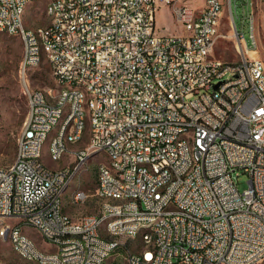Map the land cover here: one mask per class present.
I'll list each match as a JSON object with an SVG mask.
<instances>
[{"label": "built area", "instance_id": "1", "mask_svg": "<svg viewBox=\"0 0 264 264\" xmlns=\"http://www.w3.org/2000/svg\"><path fill=\"white\" fill-rule=\"evenodd\" d=\"M59 0L45 13L46 25L23 30V0H0L8 32L30 39L29 64H21L20 79L35 123L30 134L20 130V155L12 169H0V215L26 213L37 220L44 235L61 240V231L82 230V237L63 241L58 256L34 251L19 231L7 230L23 251L49 257L59 264H99L119 245V256L130 264H256L264 259V62L257 52L258 39L250 9L243 11L249 41L234 22L231 0V39L238 55L228 61L214 55L220 34L222 0ZM169 6L183 33L160 34L155 16ZM77 7V15H70ZM247 7V4H246ZM53 62L58 82L79 81L97 94L93 107L99 133L93 144L82 146L73 161H85L95 145L115 154V165L131 162L123 170L127 184L116 185L104 172L95 191L137 194L128 207L87 214L78 222L56 215V186L66 177L63 169L41 165L38 146L50 119L62 101L73 100L72 137L80 136L81 94L29 91L25 68ZM42 96H51L43 104ZM198 135L200 166L190 168L186 143L177 134ZM85 137V136H82ZM53 155H60L59 137ZM154 163L157 175L142 169ZM81 172V170H80ZM246 173L247 188L239 190L236 177ZM155 184L160 197L149 199ZM84 193H80L77 200ZM167 209H186V216L168 217ZM125 210L126 219L112 223L119 239L105 240L95 233L98 217ZM155 219L149 238H158L151 252L131 253L120 243L121 233L132 232L137 221ZM0 264H8L0 258ZM109 264V262H108Z\"/></svg>", "mask_w": 264, "mask_h": 264}, {"label": "bare ground", "instance_id": "2", "mask_svg": "<svg viewBox=\"0 0 264 264\" xmlns=\"http://www.w3.org/2000/svg\"><path fill=\"white\" fill-rule=\"evenodd\" d=\"M34 0H23V6H27L29 2ZM53 2H59V0H48L45 6V12L47 13ZM223 5V0H222ZM23 11V30H30L31 27L26 26L24 22V12ZM70 15H77V7H70ZM5 25V14H0V27ZM1 31H5L10 35H17L22 41V54L21 60L19 62V74H21V64H29V46L30 39L25 37L24 34L19 31L8 32V28H0ZM52 71V75L56 82V89L54 91H64L65 94H81V127L80 136L72 137L74 130V122H68L70 118L73 117V100L62 101L61 110L55 114V116L50 119L49 126L41 134V144L38 146V158L41 159V165L47 167L42 161V151L44 142L49 137V155L53 160H59L62 157H56L51 152L53 149V142L57 137H59V147L60 155L64 156L66 153H72L76 157V154L80 152L81 147L75 148L74 144L82 142L85 130L86 121L89 122V133L87 140L83 146H88L93 144V137L99 133V123L95 121V113L93 107H98L97 94H91V88L87 85H80L79 81L71 82H58L54 74V64L53 62H48ZM37 66H29L25 68L26 81H29V76L34 71ZM29 91H37L39 94H48V90H42L39 88H34L29 84ZM43 104H51V96H42ZM35 123V114H30V108H28L26 119L23 123L21 130L23 134H30L32 126ZM56 126V129L52 135L50 132ZM175 143H186V158L190 162V168H197L200 166V158L197 155L198 151V135L195 132H188V134H177L175 136ZM103 151L107 155V161L99 163L97 165V176H96V189L97 185H102L104 181V172L107 175H111V180L115 181L116 185L127 184V176L123 173V170H131V162H123L122 165H115V154L107 149L105 145H95L91 147L89 153L86 154L85 161H74L72 166H67L66 177H63L61 181L56 186L55 199H56V215L63 218L64 222H78L82 219H86L87 215H82L79 219H74L68 213L64 212L63 194L68 186L69 181L72 176L79 172L84 166L87 158L97 152ZM20 155V145H16V154L14 160ZM59 168V169H63ZM0 169H12V162L5 166H0ZM142 169L148 172L149 175H157V167L154 163L142 162ZM49 171H56V169H50ZM160 192H162V184H155V190L149 192V199H156L160 197ZM80 193H84L77 200ZM96 195L101 199V203L98 208L97 213H103V211L112 209H122L128 207V204H132V201H137V194H130V197H126L123 193H114L113 190H101L95 191ZM87 198V191L84 189H79L72 194V202H83ZM168 217H181L186 216V209H167ZM12 219L14 223H9L7 220ZM126 219V211L118 210L113 211L108 214H103L98 217L97 225L95 226V233L102 234L105 240H116L119 239V232L111 227L112 223H117L121 220ZM24 225L32 226L39 231L44 240L51 242L55 247L53 251H44L39 249L34 241L28 237L24 232L22 227ZM156 227L155 219H146L143 221H137L135 229L132 232L121 233L120 243H127L128 250L131 253L139 252H151V249L158 246V238L146 237V234H153V228ZM11 228L12 231H19L21 237L34 247V251H43L45 255L58 256L59 250L63 249V241H68L71 238L82 237V230H70L61 231V240H56L49 238L44 235V231L37 224V220L32 218H26V213H14V214H1L0 215V237L5 240H9L11 247L15 250L25 261L29 263L38 264H59L49 257H38L36 255L28 254V252L23 251L22 245H16V239L12 235H8L7 230ZM134 247H137L134 249ZM119 245H111L109 249V255L99 258V264H130V259L127 256H119ZM8 264H16L14 262L8 261ZM143 264H152V259H144Z\"/></svg>", "mask_w": 264, "mask_h": 264}, {"label": "rangeland", "instance_id": "3", "mask_svg": "<svg viewBox=\"0 0 264 264\" xmlns=\"http://www.w3.org/2000/svg\"><path fill=\"white\" fill-rule=\"evenodd\" d=\"M48 0H34L29 2L24 12L25 24L28 27L46 25L48 18L45 15V6ZM203 0H189L190 5H201ZM254 18V32L258 39V49L254 55L264 62V0H231L234 22L237 28L244 31L245 38L249 41V27L247 20L242 27L243 11L250 9ZM230 0H223V13L220 23V36L218 37L214 55L228 61H235L238 55L235 51L232 39V27L229 23ZM247 4V7H246ZM156 31L160 34H179L183 33V25H179L174 18L169 6L160 7L155 16ZM22 54V41L17 35H10L0 30V166L10 164L16 154V138L21 130L28 112L27 96L23 91L22 82L19 75V62ZM32 87L42 90L56 89V82L52 75L49 63L43 60L39 66L34 68L29 76ZM56 126H53L50 135L54 133ZM89 133V122L86 121L84 136L82 141L87 140ZM80 142L79 145H82ZM85 144V143H84ZM75 147V146H74ZM49 137L44 142L42 151V161L50 169H59L72 166L76 158L72 153H66L61 159L53 160L49 155ZM76 148V147H75ZM107 161L105 152L100 151L90 155L81 172H77L71 178L63 194V201L68 208V214L74 219H79L82 215L98 212L101 199L96 195V176L97 165ZM80 176L81 182L78 183ZM237 187L241 191L247 188L248 177L246 173L240 172L235 178ZM79 189L87 191V198L83 202H72V194ZM14 223L12 219L7 220ZM23 232L30 237L35 245L46 252L53 251L55 247L51 242L43 239L37 229L32 226L24 225ZM137 247H134L136 249ZM119 250V249H118ZM0 258L16 264H38L25 261L13 248L9 240L0 237ZM256 264H264V259Z\"/></svg>", "mask_w": 264, "mask_h": 264}, {"label": "crops", "instance_id": "4", "mask_svg": "<svg viewBox=\"0 0 264 264\" xmlns=\"http://www.w3.org/2000/svg\"><path fill=\"white\" fill-rule=\"evenodd\" d=\"M24 22H25V19H24ZM83 142V144L82 145H79L80 143H77V144H74L73 145V147L75 146L76 148H78V147H81V146H83L84 145V143H85V141H82ZM79 182H81V180H80V176L78 177V183ZM63 203H64V201H63ZM63 209H64V212H66V213H68L69 211H68V208L65 206V204H64V207H63ZM70 215V214H69ZM71 216V215H70Z\"/></svg>", "mask_w": 264, "mask_h": 264}]
</instances>
